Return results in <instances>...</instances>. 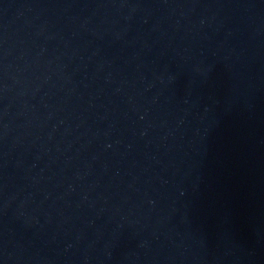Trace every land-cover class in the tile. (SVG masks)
Listing matches in <instances>:
<instances>
[{
    "label": "water",
    "instance_id": "1",
    "mask_svg": "<svg viewBox=\"0 0 264 264\" xmlns=\"http://www.w3.org/2000/svg\"><path fill=\"white\" fill-rule=\"evenodd\" d=\"M0 264H264V0H0Z\"/></svg>",
    "mask_w": 264,
    "mask_h": 264
}]
</instances>
